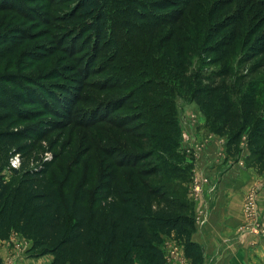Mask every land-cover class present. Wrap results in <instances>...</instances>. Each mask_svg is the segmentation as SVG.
Here are the masks:
<instances>
[{
  "label": "trees",
  "instance_id": "trees-1",
  "mask_svg": "<svg viewBox=\"0 0 264 264\" xmlns=\"http://www.w3.org/2000/svg\"><path fill=\"white\" fill-rule=\"evenodd\" d=\"M62 1L0 0V238L20 234L30 242L29 254L52 255L43 264H133L136 259L165 264L159 241L171 235L191 264H203L201 246L191 238L193 201L151 184L146 176L156 173L158 161L145 162L157 152L169 178L189 180L191 163L176 148L179 97L194 103L207 130L226 135L228 152L238 150L246 130L245 158L256 171L264 166V74L255 73L264 64L259 61L241 73L232 72L229 62L202 71L209 60H222L237 49L239 41L240 48L245 46L237 39L240 22L242 36L264 30V0H72L67 10L54 12V2ZM203 1L210 2L206 9ZM228 4L232 9L213 19ZM228 27L222 38L208 40ZM189 42L194 48L199 44L196 53L219 51L215 58L202 54L201 65L188 70ZM100 57L105 63L98 67L94 63ZM105 68L111 70L107 88L125 86V92L104 101L82 93L90 86L88 77ZM54 77L76 85L42 82ZM128 99H133L129 111L114 119L111 114ZM25 104L41 107L32 111ZM39 114L68 116L86 127L115 122L123 143L114 141L105 125L102 133L94 129L110 160L95 185L102 192L98 199L88 201L91 173H47L50 161L38 168L22 162L13 169L17 179L3 176L10 154L28 153L32 145L21 140L41 134L23 130L21 121ZM65 123L50 121L49 126ZM80 160L73 157L71 165L77 169ZM63 175L65 192L58 186Z\"/></svg>",
  "mask_w": 264,
  "mask_h": 264
},
{
  "label": "rangeland",
  "instance_id": "rangeland-1",
  "mask_svg": "<svg viewBox=\"0 0 264 264\" xmlns=\"http://www.w3.org/2000/svg\"><path fill=\"white\" fill-rule=\"evenodd\" d=\"M71 1L72 0L62 1L61 3L54 2L53 11L60 13L62 11L67 10L71 5ZM209 3L210 2L203 1V4L205 5V9L208 7ZM230 9L232 8L229 4L221 6L219 10L216 11L213 19L221 18V16H223V13L228 12ZM156 12L159 13L160 10H157ZM243 25H244L243 22L242 23L240 22L238 25L240 35L237 39L240 40L241 38V40H244V42H246L245 46L244 47L242 46L240 48L238 45V43L240 42L239 41L237 43V49H234L233 51L230 50L229 55L223 57L222 60H218V61L215 60V61H212V63L209 60L208 62L209 67L207 68V70L205 69V65L203 69L201 68L203 72H206L208 70L210 71L212 69H218L219 66L224 65L227 62H229V65L231 64L232 72L235 70V73L244 72L245 68L249 67L250 65H253L254 63H258L259 65V61H261L264 64V30H260L256 33L249 34L245 37V35L242 36V34L244 33ZM229 29L230 28L228 27L222 30L221 32H218L217 34H214L208 40L209 41L213 39L217 40V38L221 37L222 34L226 35V33L223 31L228 32ZM252 30H253V27H252ZM256 35L257 37H260V38H256ZM169 43L170 44L173 43L172 39L169 40ZM200 43H202V41H200ZM189 44L190 45H188V47L191 48L190 49L191 51L188 52L189 55H188V60L186 63V67L188 68V70L194 69V67L196 66L198 68L199 65H201V63L204 61V57H202V54H205L206 56L214 57V56H217V52L219 51V50L212 51V52L211 51H207V52L201 51L199 53H196V50L199 44L197 43L198 45L196 44L195 48L191 44V42H189ZM87 51H88V48H86L85 52L83 53L85 54ZM252 51H255L256 56H253V57L251 56L253 55L251 54ZM66 63H68V60L66 61ZM103 63H105V61L103 62L102 57H100L95 61L94 65H98L99 67ZM255 68H256V71H255L256 74H260V73L264 74V66L262 67L256 66ZM110 73H111V70L109 68H105L103 71L99 73H95L92 76H89L87 81L89 82L90 86L88 85L84 86L82 93L89 94L90 98L95 97L97 99H101L104 101L105 99H107L108 97H111L112 95L125 92L124 91L126 89L125 86H122V87L115 86L113 88H107V84L109 82V80L107 79V76L110 75ZM69 75H74V72H64V76L68 77ZM227 75L228 74L226 73L225 77H227ZM62 81L63 82L66 81L67 83L71 85H76L74 84L75 82L72 83L70 80L63 78V77H54L52 79L42 80L43 83H53V82H62ZM91 83H94V85L97 88H94V86H92ZM102 86H104V89H101ZM41 96H45V94L44 95L41 94ZM51 101H54V100L51 99ZM132 102H133V99L132 100L128 99L126 100L123 106H121L119 109L114 111L115 114H111V115H116L114 119H117L119 117L126 115V111H129V107L132 105ZM176 106H177L178 117L179 116L183 117L182 122L185 128L191 124H195L197 117H200V114L198 110L196 109L195 105L190 101L177 97ZM38 107H41V106L38 104H25L24 105L25 109H29L32 111L38 110L39 109ZM58 107L62 109L60 106ZM190 113L194 115L193 118L190 117ZM75 116L76 115L72 117H75ZM50 121H66V123L62 127L60 126V124H58V126L53 127V126H49ZM114 123L115 122L113 120L111 121V123L103 122L101 124L102 125L101 127L104 128L103 125H105L106 126L105 128H108V131H109L108 135L109 136L111 135V138L115 141V139H118V140L120 139L119 137H121L120 136L121 134H118L117 132V130L120 131L119 128H116L115 126L112 125ZM127 125L129 126L130 124H127ZM19 127L22 128L23 130L28 129V128L32 130L36 129V130H39L41 133L39 137L34 136L33 134L32 136H28L26 139L21 140L22 143H25V144L32 143V145L28 147L29 149L28 153H25V154L20 153L21 163L23 162L26 164V166L28 165L30 167L38 168V167H42L44 162L50 161L51 165L48 168L47 173H51V174L52 173H64V174L65 173H81L83 176V175H87L86 173H91L89 176L91 177L90 178L91 180L87 186V188L89 189L88 201L90 200L93 201L95 198L98 199L101 196V193H102L101 191L100 192L95 191V189L97 190V188H95V185L99 181L100 173H102L103 171L104 172L107 171L106 165H108L107 163H109L110 160L105 157L104 151L99 145L98 137L100 136H98L94 132V129L97 128L98 132L102 133L101 131L102 128L98 126V124H93L91 126L86 127L84 125H80L79 123L78 124L74 123V120H71L68 116L67 117L64 116L63 118H58L57 116L53 114H48V115L39 114V116L34 119L22 120L21 125ZM108 131L105 130L104 133ZM183 131H186V129H183ZM93 132L95 134L92 136V138L89 137V139H87L85 137V135H87V137L90 136ZM130 134L132 135L133 132L130 131ZM241 134L244 136L242 137L240 136L239 140L243 139L244 144H245L246 130H244ZM140 141L144 143V139H141ZM120 142L123 143V141H120ZM101 143L103 145L109 146L111 142L101 141ZM121 145H123L125 149H127L126 147L134 149V147L127 145V144H121ZM241 147H244V146L241 145ZM156 153H153L151 157H148L147 158L148 160H146L145 162V163L148 162L151 165V164H154L156 161H158L156 164V167H157L156 173L150 174L146 176V178L153 185H157V184L162 185V187L167 190L169 195H176L179 197L185 196L187 199L191 200V198L187 196L188 190H186L183 183L174 182L172 178H169L167 174L162 171L163 168L160 167L161 160H160V157H158V159L155 158V155H157ZM246 153H248V150ZM75 156H79V157L81 156L80 164H79V167H77V169L71 165V159ZM117 156L118 154L116 153L114 155V158H116ZM248 157L246 158L243 157V162L247 166H252L254 170L256 171L255 169L256 167L252 165L251 160ZM101 160H104V162L101 163ZM112 166L113 165H110L108 169H110ZM256 172L264 173V166L260 167V170L258 169V171ZM9 178H13L14 180V178L17 179L18 176H15V174L12 171L7 179ZM64 178H65V175L61 177L58 183V186L60 187L62 192L66 191V187H64V185L62 184ZM75 180H77L76 183H78L79 181L82 180V177L76 178ZM253 187H256V186H253ZM257 190H258V186L254 190L255 203H256L257 210L259 212L260 220L262 221L264 225L263 219L261 217V214H260V211L257 205V198H256ZM161 200L162 198H159L157 202H160ZM201 201L203 202V200ZM195 204L196 202L193 204V227H194L195 221L203 222L205 220L203 217L204 211L200 208L194 207ZM197 214H200V217H202L201 218L202 221H199V219L196 218ZM242 217H243V214H242ZM9 238L10 239H7L6 243L9 247H12L14 251V253H12L13 254L12 257L17 258L21 256L27 259L28 257L29 258L35 257L26 251L30 243L27 239H25L20 234L15 233V232L12 233V235ZM159 246L163 252L165 264H191L188 261V259L183 256L181 242L177 237H173L171 235L170 236L161 235ZM17 254L18 256H16ZM173 256L175 258H173ZM15 262L16 260L11 262V258H8L6 260V264H15ZM133 264H140V261L136 259ZM203 264H204V257H203Z\"/></svg>",
  "mask_w": 264,
  "mask_h": 264
},
{
  "label": "crops",
  "instance_id": "crops-1",
  "mask_svg": "<svg viewBox=\"0 0 264 264\" xmlns=\"http://www.w3.org/2000/svg\"><path fill=\"white\" fill-rule=\"evenodd\" d=\"M199 114L195 124L186 128L183 117H178L180 136L176 147L184 161L191 163L190 172L203 175L208 180L194 205L204 211L205 220L194 222L191 238L201 245L204 264H264V236L239 234L236 231V226L243 221L244 194L257 186V205L264 222V173H257L252 166L243 162L247 154L246 141L244 144V140L240 139L237 149H241L228 152L226 135L207 130ZM183 129L190 138L181 136ZM182 183L190 198L189 181ZM6 241L0 238V256L4 264L8 258H11V262L16 260L15 264H43L52 258L51 254L28 259L12 257L14 251Z\"/></svg>",
  "mask_w": 264,
  "mask_h": 264
},
{
  "label": "built area",
  "instance_id": "built-area-1",
  "mask_svg": "<svg viewBox=\"0 0 264 264\" xmlns=\"http://www.w3.org/2000/svg\"><path fill=\"white\" fill-rule=\"evenodd\" d=\"M190 117H194L190 113ZM181 136L185 139L190 138L189 135L182 131ZM21 164V157L19 152L11 153L9 156L8 164L3 168L1 173L7 179L14 168H18ZM207 177L198 175L192 172L189 180V196L193 202L200 199L201 193L203 192V185L207 183ZM210 187V186H209ZM242 214L243 221L236 227V231L239 234H254L258 236H264V225L259 217V212L255 203L254 190H248L242 200ZM197 219L200 220V214H197ZM173 258H175L173 256Z\"/></svg>",
  "mask_w": 264,
  "mask_h": 264
}]
</instances>
